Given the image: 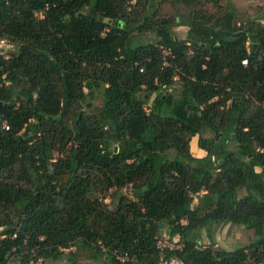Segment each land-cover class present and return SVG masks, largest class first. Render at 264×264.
I'll list each match as a JSON object with an SVG mask.
<instances>
[{
  "label": "trees",
  "instance_id": "16d2710c",
  "mask_svg": "<svg viewBox=\"0 0 264 264\" xmlns=\"http://www.w3.org/2000/svg\"><path fill=\"white\" fill-rule=\"evenodd\" d=\"M155 2L0 0L15 51L0 50V264L72 247L157 264L162 225L186 264L264 262V23L240 24L224 0ZM214 224L258 239L197 249Z\"/></svg>",
  "mask_w": 264,
  "mask_h": 264
},
{
  "label": "crops",
  "instance_id": "0c3cea01",
  "mask_svg": "<svg viewBox=\"0 0 264 264\" xmlns=\"http://www.w3.org/2000/svg\"><path fill=\"white\" fill-rule=\"evenodd\" d=\"M244 5H249L250 0H239ZM234 5V7H237V4L235 0H224V4ZM263 4V3H262ZM263 16V15H262ZM262 16H257L252 19H256L259 22L264 23V20L262 19ZM261 18V19H260ZM179 20V19H178ZM185 28V31L183 32V37H178L179 39H186L189 27L188 26H182ZM199 136L194 137L193 141L191 142V151L193 153V156L199 159H204L207 157V152L203 149H200L199 144ZM233 148V146H231ZM257 172H262L263 169L260 167L256 168ZM185 223V222H184ZM210 232L207 231L206 228L201 229L197 234V243L200 242L204 246H212L214 249L224 250L227 252H231L233 250H239L240 248H246L248 245L251 244V242L257 241L258 237H256L254 231L247 229L245 226H235L232 224H214L210 227ZM163 233L167 234L165 230H163V225L161 227ZM206 235V236H205ZM264 235V233H263ZM238 248V249H237ZM79 250H81V254H79ZM76 252H69L64 251L63 255L55 259V264H83L85 263L84 260L76 261L80 257H84L86 261L90 264H98L103 263L98 259V254L90 255L88 252L91 251L90 248H76ZM69 252V253H68ZM69 255V256H68ZM98 259V260H97ZM103 264H113V260L111 256H105ZM48 262V261H47ZM136 264V263H135Z\"/></svg>",
  "mask_w": 264,
  "mask_h": 264
},
{
  "label": "rangeland",
  "instance_id": "374dc122",
  "mask_svg": "<svg viewBox=\"0 0 264 264\" xmlns=\"http://www.w3.org/2000/svg\"><path fill=\"white\" fill-rule=\"evenodd\" d=\"M243 1V0H242ZM236 4H237V7H234V5H232L230 3V6L233 8L235 14H236V18H237V21L240 23V24H244L246 22H248L250 19L254 18V17H259V16H262V19L261 20H264V1L263 0H250V3L249 5H244V3H242L241 1L239 0H235ZM148 3H156L155 0H148ZM263 3V4H262ZM162 14L165 15V14H173V10L171 9L170 5L169 4H164L163 7H162ZM185 31V28L182 27V26H175L173 28V33L178 36V37H183V32ZM147 42H151L155 39V36H154V39L153 37H147ZM0 47L1 49L3 50L4 53H7L5 55H8L15 52L14 51V48L12 47V44L9 43H5V44H2L0 43ZM86 92H88V89H86ZM177 98V94H176V97ZM103 104V96L100 95L99 92H97V90L94 91L93 93V96L90 97V99L88 100V109H93V110H97L98 108H100ZM82 109V108H81ZM206 136H212L210 132H208L206 134ZM230 147L233 146L232 143L229 144ZM192 152V151H191ZM193 154V153H192ZM175 153L174 151H171L168 155V157L170 159H173ZM124 193L126 195H129L131 193V190L130 188H127L124 190ZM113 192L110 191L105 197H106V200L104 201L106 204L109 205L110 209L114 210L116 207H117V200L115 198H113ZM104 194H101L100 197H103ZM198 198H195L194 199V203L193 205H197L198 204ZM163 230H165V226L163 225ZM164 231H160L158 233V236H163L165 233H163ZM166 232V231H165ZM167 233V232H166ZM168 234V233H167ZM169 235V234H168ZM206 236V235H205ZM73 252H76V251H73ZM79 254H81V250H79ZM69 253V252H68ZM98 254L101 256L99 257L98 256V259L101 261V262H106L104 260V257L108 254H106L105 252H102L100 251V253L95 250H91L90 252H88V254L90 255H93V254ZM69 256V255H68ZM79 259L76 260L77 262L80 261L81 259L85 261V263L83 264H89L86 259L84 257H81V255H79ZM97 259V260H98ZM103 263H99L98 264H103ZM15 264V263H14ZM47 264H55V259H50L48 260ZM91 264V263H90Z\"/></svg>",
  "mask_w": 264,
  "mask_h": 264
},
{
  "label": "built area",
  "instance_id": "2783aa9c",
  "mask_svg": "<svg viewBox=\"0 0 264 264\" xmlns=\"http://www.w3.org/2000/svg\"><path fill=\"white\" fill-rule=\"evenodd\" d=\"M0 43L9 44V42L7 40H2ZM0 50H1V53L3 55H5L7 53V51H6V53H4L3 50L1 49V47H0ZM5 56L8 57V55H5ZM243 64L246 66L247 60H244ZM164 65L168 66V62L165 61ZM85 91H86V89H85ZM6 130H9V127H6ZM155 239L157 242V248L160 252V260L157 264H186L183 260H181L179 257H177L175 255L168 256L169 253L177 252V251L181 252L185 248L183 239L180 235L177 234V235L171 236L168 234H164L163 236H156ZM196 248L197 249H199V248L205 249L206 246H204L200 242H198L196 244ZM75 249H76L75 247H72L70 249H65L63 251L73 252V251H75ZM107 251L108 250L106 248H102V252L106 253ZM112 256L115 260V264H128V263L132 262V258L130 257V255L128 253L121 254L118 251H113ZM259 264H264V262H260Z\"/></svg>",
  "mask_w": 264,
  "mask_h": 264
},
{
  "label": "water",
  "instance_id": "95a60500",
  "mask_svg": "<svg viewBox=\"0 0 264 264\" xmlns=\"http://www.w3.org/2000/svg\"><path fill=\"white\" fill-rule=\"evenodd\" d=\"M146 3H148V0H146ZM244 35L245 34V32H240V33H238L237 35ZM255 47H256V45H255ZM2 105V104H1ZM220 163H222V162H220ZM238 249V248H237Z\"/></svg>",
  "mask_w": 264,
  "mask_h": 264
}]
</instances>
